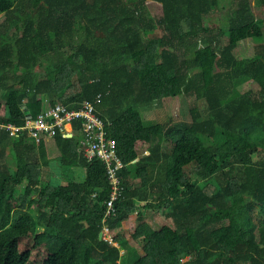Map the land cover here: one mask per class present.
I'll return each instance as SVG.
<instances>
[{"label": "trees", "instance_id": "1", "mask_svg": "<svg viewBox=\"0 0 264 264\" xmlns=\"http://www.w3.org/2000/svg\"><path fill=\"white\" fill-rule=\"evenodd\" d=\"M232 2L224 28L209 19L220 0H0V125L92 101L127 165L105 219L108 172L78 130L54 135L64 184L44 180L45 139L0 129V264H264L252 213L264 220V44L252 58L237 51L264 39V20L253 0ZM181 95L190 122L145 124L143 108ZM149 212L168 223L153 227Z\"/></svg>", "mask_w": 264, "mask_h": 264}, {"label": "built area", "instance_id": "2", "mask_svg": "<svg viewBox=\"0 0 264 264\" xmlns=\"http://www.w3.org/2000/svg\"><path fill=\"white\" fill-rule=\"evenodd\" d=\"M27 116V123L23 127L9 123L0 125V129L17 136L27 132L29 137L35 139L54 137L58 128L64 137L71 138L78 130L81 133L80 142L86 157L90 160L98 159L106 166L112 192L106 202L105 219L114 215L117 212L116 203L124 195L120 172L127 165L118 155L117 143L108 136L107 127L110 123L97 114L95 104L92 101H84L80 107L71 108L58 101L55 106L42 112L37 118H32L29 113ZM105 229L109 230L108 227ZM108 240L113 242V238Z\"/></svg>", "mask_w": 264, "mask_h": 264}, {"label": "rangeland", "instance_id": "3", "mask_svg": "<svg viewBox=\"0 0 264 264\" xmlns=\"http://www.w3.org/2000/svg\"><path fill=\"white\" fill-rule=\"evenodd\" d=\"M220 1H221L220 8L209 19L218 20L224 28H227L230 11H231V8L233 7V2H232L233 0H220ZM147 6H148L147 7L148 12L151 13V16L153 18L157 20L162 17L163 8L161 4L155 1H148ZM253 8H254V12L256 13L257 17L261 20H264V13H263L262 7L259 4L258 0H253ZM2 19L4 21V17H2ZM3 21L0 20V23ZM261 44H264V39L263 40L249 39V40L242 41L241 44L238 46V50H237L238 55L242 58H252L255 55L256 49ZM1 95L2 94L0 93V100L2 99ZM191 99H192L191 97L181 95L176 98H170V99L161 101L158 104L154 105L153 107L143 108L141 112L143 114L144 120L145 121L146 119L147 121L150 120L153 122V124H162V123H169V122L170 123L190 122L191 120L190 103L192 101ZM200 110L202 111L204 118L209 117V111L207 109V105L204 100L200 102ZM45 138H48V151H49V156L52 159V162L49 166L45 168L44 180L47 182L49 181L50 183L59 181V183L65 184L68 178L65 181V179L63 178V173L65 171L66 175L67 176L69 175V178H70L71 172L68 169L61 168L59 165L58 151L56 149L57 146L53 140L54 137L48 136ZM205 140H207L208 143L210 141L211 144L214 141L213 138H209V141H208L206 137H205ZM148 154L149 152H145L143 150V152L140 153V157H143ZM3 157L6 159V161L12 158V147L11 146L8 148L7 154L4 153ZM131 169H132V173L134 174L133 176L136 177L137 167L132 165ZM252 213H253L255 222L259 225H264V220H263L259 207H254L252 210ZM148 217H147V221L149 223L152 222L154 224L153 227L155 228H159L162 225L168 223L167 221H164L162 218L156 220L155 217L153 216H151V222H150ZM103 234L106 239L112 238L111 233L108 229H105ZM131 242L134 243L135 246H138L136 241H131ZM116 245L121 247L119 244H116ZM124 252L125 250L123 249L122 253Z\"/></svg>", "mask_w": 264, "mask_h": 264}, {"label": "crops", "instance_id": "4", "mask_svg": "<svg viewBox=\"0 0 264 264\" xmlns=\"http://www.w3.org/2000/svg\"><path fill=\"white\" fill-rule=\"evenodd\" d=\"M2 17H4L5 18V16L4 15H0V20H2L3 21V19H2ZM143 115V114H142ZM144 119V118H143ZM144 122H145V124L147 125V126H153V125H157V124H153V122L152 121H150V120H148L147 121V119H146V121L144 120ZM78 137H79V140L81 139V133L78 131ZM45 139V141H46V145H47V150H48V138H44ZM54 140V139H53ZM54 142H55V140H54ZM81 143V142H80ZM55 144H56V142H55ZM56 146H57V144H56ZM54 149V148H53ZM57 149V151H58V157L61 155V153H60V151H59V149H58V147L56 148ZM145 152H148V150H146ZM48 154H49V151H48ZM50 157V156H49ZM51 158V157H50ZM136 161L137 160H135L133 163H131L130 164V166H129V168L131 169V166L132 165H134V166H136ZM132 170V169H131ZM134 175V174H133ZM134 177V176H133ZM150 211H152V210H150ZM150 213V212H149ZM150 216L148 217L149 218V221L151 222V216H153V217H155V219L157 220V219H160V217L158 216V214H155V213H150L149 214ZM154 222V221H153ZM127 221L124 223V225H125V228H126V231H127V235H128V240H129V242H130V244L131 245H133L134 247H136L137 248V250H139V251H141V248H140V245H138V246H135L134 245V243H132L131 241H134L132 238H131V236H130V233H129V225H127ZM151 224L152 225H154L152 222H151ZM103 237H104V235H103Z\"/></svg>", "mask_w": 264, "mask_h": 264}, {"label": "water", "instance_id": "5", "mask_svg": "<svg viewBox=\"0 0 264 264\" xmlns=\"http://www.w3.org/2000/svg\"><path fill=\"white\" fill-rule=\"evenodd\" d=\"M101 238H103V233H101Z\"/></svg>", "mask_w": 264, "mask_h": 264}, {"label": "clouds", "instance_id": "6", "mask_svg": "<svg viewBox=\"0 0 264 264\" xmlns=\"http://www.w3.org/2000/svg\"><path fill=\"white\" fill-rule=\"evenodd\" d=\"M104 235V234H103Z\"/></svg>", "mask_w": 264, "mask_h": 264}]
</instances>
